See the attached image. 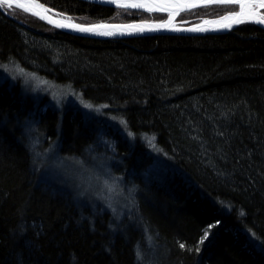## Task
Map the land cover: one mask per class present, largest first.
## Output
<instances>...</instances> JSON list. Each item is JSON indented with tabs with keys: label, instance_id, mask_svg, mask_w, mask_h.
Segmentation results:
<instances>
[{
	"label": "trees",
	"instance_id": "obj_1",
	"mask_svg": "<svg viewBox=\"0 0 264 264\" xmlns=\"http://www.w3.org/2000/svg\"><path fill=\"white\" fill-rule=\"evenodd\" d=\"M40 1L77 23L167 16ZM237 8L182 14L198 22ZM0 64L69 84L134 134L0 79V264H264V28L97 38L4 7ZM29 125L69 157L100 151L99 135L111 136L116 171L134 188L132 211L116 218L73 185L44 181Z\"/></svg>",
	"mask_w": 264,
	"mask_h": 264
},
{
	"label": "rangeland",
	"instance_id": "obj_2",
	"mask_svg": "<svg viewBox=\"0 0 264 264\" xmlns=\"http://www.w3.org/2000/svg\"><path fill=\"white\" fill-rule=\"evenodd\" d=\"M17 15L26 18L22 13H18L15 16ZM168 17L169 15L167 14L165 20ZM162 19L151 22L164 21ZM140 21L148 20L143 19ZM177 21L181 25L196 23L189 22L187 15L182 13L178 16ZM21 69L23 72H21ZM0 79L11 80V82L19 79L27 91L37 97H43L50 105L59 108L72 107L81 109L86 114L106 120L108 124L114 126L125 135L131 132L127 124L125 126L121 123V121H126L125 118L105 114L103 111L104 105H93L94 107L91 109L85 107L88 102L69 84L58 83L16 64H0ZM35 130V127L29 125L25 129V134L33 152L40 159L38 167H42L41 174L44 181L57 182L67 186L73 185L78 196L85 198L92 204L107 208L116 218L120 219L132 211L134 188L124 178L123 174H119L116 171L119 159L114 155V141L111 140V136L99 135L96 146H102V149L97 146L100 151L87 148L88 150L83 155L69 157L60 154L55 142L50 143L49 137H47V141H42Z\"/></svg>",
	"mask_w": 264,
	"mask_h": 264
},
{
	"label": "snow or ice",
	"instance_id": "obj_3",
	"mask_svg": "<svg viewBox=\"0 0 264 264\" xmlns=\"http://www.w3.org/2000/svg\"><path fill=\"white\" fill-rule=\"evenodd\" d=\"M110 3L119 5L123 8H143L145 7L146 0H109ZM153 3H159L162 6L159 10L166 11L169 6H176L177 11L176 15L179 14L180 6L186 5L188 9L195 8L197 6H207L210 4H218V5H239L240 10L237 12L229 13L225 16L220 17L218 20H204V24H213L217 25L219 28H231L233 24H239L242 22L251 21L259 24H264V13L257 11V8H264V0H152ZM24 8L25 5L20 3V0H0V9L7 7L8 9H12L13 7ZM149 11L154 9L149 8ZM173 16L169 17V20L161 24L159 27L165 28H173L172 20ZM50 22H53L50 20ZM55 26L61 28H70L75 31L93 33L96 35L103 36H113L118 34V31L121 29H131L132 31L143 32L145 30L141 25L130 24V25H113L107 23H96V24H77L72 22V18L67 17L63 21H55ZM151 30V29H150ZM173 30H182L179 28H173ZM189 31H206L208 29L202 27L201 25H194L192 28L187 29ZM119 34H124L123 32H119ZM21 72L23 70L21 69ZM34 75V74H33ZM85 107L91 109L94 106L90 103H86ZM122 124L126 126V121H121ZM128 135L132 136L133 133L129 132ZM154 139V138H153ZM151 142V141H150ZM153 147L155 145L153 144ZM218 223V222H217ZM215 227V225H209L207 229H205L203 236L200 239V243L202 244L207 238L211 231V229ZM255 236L254 233H252ZM181 248H184V244H180ZM199 248H197V251Z\"/></svg>",
	"mask_w": 264,
	"mask_h": 264
},
{
	"label": "water",
	"instance_id": "obj_4",
	"mask_svg": "<svg viewBox=\"0 0 264 264\" xmlns=\"http://www.w3.org/2000/svg\"><path fill=\"white\" fill-rule=\"evenodd\" d=\"M84 1H88V2H92V3H96V4H100V5H105V6H110L113 8H122V9H130V10H137V11H141V12H147V13H163V14H168L169 17L173 16L174 19L172 20V24H173V28H179L182 30H173V28H165V27H159L161 24H163L164 22L169 20V17L161 22H151V21H132V22H124V23H113V22H105V21H100V22H93V23H88V24H96V23H107V24H113V25H130V24H136V25H141L142 27L145 28V30L143 32H138V31H132L131 29H121L118 31V34L113 35V36H103V35H96L93 33H86V32H80V31H75L73 29L70 28H61V27H57L55 26V21H63L65 20L64 18L58 17L55 14H53L52 10L50 9V7H48L47 5H45L44 3H42L40 0H20V3L24 4L25 7L21 8L22 10H24L25 12H27L28 14L38 18L39 20L43 21L44 23L57 28L61 31H65L74 35H79V36H88V37H97V38H107V37H117V38H122V37H133V36H142V35H155V34H182V35H203V34H209V33H225L228 32L234 28H236L237 26H239L242 23H254L256 25H259L260 27L264 28V24H259V23H255V22H251V21H247L246 22H242L239 24H233L231 28H219L217 25H213V24H204L203 21L204 20H209V21H213V20H218L220 17L225 16L229 13L232 12H237L240 10V6H238V9L235 11H229L221 16H217V17H210V18H205L202 19L199 22L196 23H189V24H179L177 21L178 16L185 12V11H189V10H193L196 8H200V7H205L204 5L201 6H197L195 8L192 9H188L186 5L184 6H180L179 10V14L176 15V11L178 10L176 6H169L168 10L166 11H161L159 10L160 7L162 6L159 3H153L152 0H146L145 2V7L143 8H123L120 7L119 5L116 4H112L109 2V0H84ZM211 5H218V4H210L207 6H211ZM152 8L154 10L149 11L148 9ZM264 8H257L256 10L262 13V10ZM53 21V22H50ZM74 22V21H72ZM77 23V22H74ZM77 24H82V23H77ZM194 25H201L202 27L208 29L206 31H189L187 29L192 28ZM151 29V30H150ZM119 32H123L124 34H119Z\"/></svg>",
	"mask_w": 264,
	"mask_h": 264
}]
</instances>
